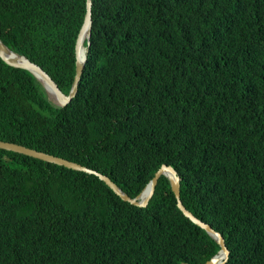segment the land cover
Masks as SVG:
<instances>
[{
	"label": "trees",
	"instance_id": "1",
	"mask_svg": "<svg viewBox=\"0 0 264 264\" xmlns=\"http://www.w3.org/2000/svg\"><path fill=\"white\" fill-rule=\"evenodd\" d=\"M84 14L85 0H0V40L67 95ZM91 17L63 108L0 59V141L131 198L171 166L225 264H264V0H92ZM218 250L164 176L136 207L94 175L0 150V264H202Z\"/></svg>",
	"mask_w": 264,
	"mask_h": 264
},
{
	"label": "water",
	"instance_id": "2",
	"mask_svg": "<svg viewBox=\"0 0 264 264\" xmlns=\"http://www.w3.org/2000/svg\"><path fill=\"white\" fill-rule=\"evenodd\" d=\"M91 6L92 0H85L84 20L77 34L74 48L75 72L70 90L67 95L61 92L57 84L41 67L31 62L26 56H23L13 51L0 40V59L8 66L26 70L30 74H32L33 77L37 80V82L41 85L46 99L56 107H65L75 97L78 91V85L86 62V53L90 45L89 40L91 36L92 23ZM84 43L86 46H84ZM0 150L17 153L43 161L44 163L53 164L70 170L94 175L99 180L103 181L112 190V192L116 196H118L122 201L127 202L136 207H146L148 205V202L154 193L159 178L161 176H164L168 179L170 189L174 195L178 210L193 224L197 225L199 228L204 230L207 235L211 239H213L215 243L219 246V250L217 251V253L202 264H225L228 259L229 250L225 245L223 236L219 232L215 231L210 225L202 222L183 206L180 199L181 179L175 169L171 166L162 165L156 171L152 179L142 189V191L137 196L131 198L125 192H123L114 182H112L107 176L92 169H89L85 166H82L78 163L71 162L66 159L56 157L44 152L36 151L34 149L27 148L19 144L5 141H0Z\"/></svg>",
	"mask_w": 264,
	"mask_h": 264
}]
</instances>
